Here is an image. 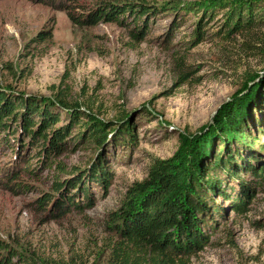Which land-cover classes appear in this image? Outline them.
<instances>
[{"label":"rangeland","instance_id":"374dc122","mask_svg":"<svg viewBox=\"0 0 264 264\" xmlns=\"http://www.w3.org/2000/svg\"><path fill=\"white\" fill-rule=\"evenodd\" d=\"M51 1L0 0V93L47 108L58 117L54 129L66 127L73 115L60 101L77 109L79 120L58 153H43L41 142L23 136L20 120L7 132L9 146L0 134L2 255L13 264H106L111 221L129 187L147 179L156 160L200 142L219 110L262 77L264 26L225 38L224 11L233 0H221L213 17L204 5L214 0H146L155 13L147 34L135 40L132 26L78 27L59 9L69 0ZM95 1L79 3L83 13ZM44 33L51 40L36 42ZM260 98L247 107L243 133L224 137L223 146L219 136L210 139L204 162L212 174L199 177L219 180L231 201L251 195L246 210L237 212L231 201L208 192L210 222L202 231L208 241L189 264H264V183L245 170L264 165ZM33 120L38 123L37 116ZM92 124L103 129L102 142L86 132ZM218 154L233 157L235 176L210 167ZM99 162L108 172L106 190L88 178ZM78 179L86 196L69 187Z\"/></svg>","mask_w":264,"mask_h":264},{"label":"trees","instance_id":"16d2710c","mask_svg":"<svg viewBox=\"0 0 264 264\" xmlns=\"http://www.w3.org/2000/svg\"><path fill=\"white\" fill-rule=\"evenodd\" d=\"M69 1L71 5L64 6L66 4L61 3L59 9L66 10L68 18L74 25L81 28L96 26L99 23H118L127 28L132 26L130 33L135 40H142L147 34L148 18L150 14L155 13L154 6H149L146 0H97L85 13L83 6L79 5L85 0ZM236 1L239 2L237 5L232 3ZM232 2L225 7L226 10L224 9L225 38L239 32L250 31L254 27L264 26V0H233ZM260 2L262 3L258 8ZM223 4L221 0H214L205 3L204 9L210 10L209 17H213L215 10ZM76 10H82V13H77ZM50 40V33L38 34L35 38V41L40 43ZM258 80L241 88V94L236 95L230 103L219 110L213 118V125L209 127L206 136L200 142L190 143L193 142L190 141L183 152L180 151L171 159L156 160L150 168L148 178L129 187L120 214L111 221L114 237L110 242L109 259L106 264H189L191 258L203 249L208 238L202 231L209 228L211 211L206 198L208 192H217L226 201L232 199L220 189L219 180L213 178L209 181L199 180L205 170L208 175L212 174V171H207L210 170L206 169L209 165L204 162V157L208 154L207 146L210 139L216 136L223 141L221 144L223 146L226 142L224 137L232 139L234 132L243 133L240 124L247 114L248 105L255 103L259 96L261 100L264 99V72ZM60 104L63 108L70 109L73 115H70V124L66 127L54 129L59 120L57 115L47 108H41L34 102H27L22 98L11 102L0 93V134L4 135L1 144L9 146L7 132H10L12 123L15 124L20 120L23 136L29 135L32 141L41 142L43 153H58L70 134L71 124L79 121L77 109L67 107L62 101ZM34 116L38 117V123L33 120ZM86 127H88L86 132L90 130V137L95 141L102 142L105 139L100 125L92 124ZM86 132L78 134V139L82 140ZM40 152L36 151L35 155H40ZM232 161V156L222 157L218 154L214 156V163L210 164V167L215 168L214 170L227 168V176H235L237 172L231 169L235 166ZM248 168L245 170L252 173L256 180L254 182L263 184L264 165L261 168ZM88 178L100 184L103 190L108 187V172L100 162L92 167ZM241 186L245 188V184ZM69 187L81 191L86 196L85 183L81 179L72 182ZM250 196L237 195L229 206L237 212H244ZM71 199L72 197L66 198L69 201ZM86 201L89 205L92 204L89 197ZM49 202L50 199L47 198L42 205H48ZM5 247L0 243V264H13L9 256L2 255ZM17 257L14 255L13 258Z\"/></svg>","mask_w":264,"mask_h":264}]
</instances>
